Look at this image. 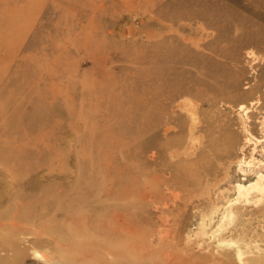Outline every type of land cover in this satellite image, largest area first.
<instances>
[{"label": "rangeland", "instance_id": "374dc122", "mask_svg": "<svg viewBox=\"0 0 264 264\" xmlns=\"http://www.w3.org/2000/svg\"><path fill=\"white\" fill-rule=\"evenodd\" d=\"M261 173L264 0H0V264H264Z\"/></svg>", "mask_w": 264, "mask_h": 264}, {"label": "bare ground", "instance_id": "6f19581e", "mask_svg": "<svg viewBox=\"0 0 264 264\" xmlns=\"http://www.w3.org/2000/svg\"><path fill=\"white\" fill-rule=\"evenodd\" d=\"M190 99V98H189ZM255 149V148H254ZM251 164H253V163H251ZM241 165V164H240ZM250 165V164H249ZM240 167V166H239ZM259 179L258 180H256V182H251V183H238V185H237V191H238V199L237 200H239V199H242L241 197H248V195H250V193L253 191V190H255V189H259V188H261L262 186H264L263 185V176H264V174H259ZM263 191V190H262ZM261 191V192H262ZM262 197V196H261ZM247 199V198H246ZM261 199H263V198H261ZM260 202V199H259V201H258V203ZM233 204V203H232ZM228 206V205H227ZM233 206V205H232ZM231 206V207H232ZM232 211V210H231ZM233 213V212H232ZM225 216V215H224ZM232 217L233 216H231V219H232ZM214 219V218H213ZM225 220V219H224ZM223 220V221H224ZM232 223H233V219H232ZM231 223V224H232ZM223 225V224H222ZM229 227V226H228ZM221 230V229H220ZM215 236V235H214ZM238 238V237H237ZM231 239V238H230ZM235 241V240H234ZM237 243V242H236ZM222 244V243H221ZM220 244V245H221ZM227 244V246H229V244L228 243H226ZM225 244V245H226ZM223 245H224V243H223ZM246 245H247V243H246ZM238 246V245H237ZM248 246H249V244H248ZM222 247V246H221ZM231 247V246H230ZM238 256H239V258H242L243 257V255L244 254H246V252H253L252 251V248L251 247H248V248H243L242 246H238ZM260 251V250H259ZM237 253V252H236ZM242 260V259H241Z\"/></svg>", "mask_w": 264, "mask_h": 264}]
</instances>
